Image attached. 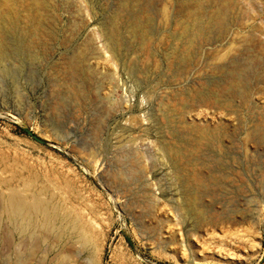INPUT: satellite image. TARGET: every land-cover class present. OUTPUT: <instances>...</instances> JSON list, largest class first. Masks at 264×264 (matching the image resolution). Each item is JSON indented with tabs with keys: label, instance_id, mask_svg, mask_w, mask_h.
<instances>
[{
	"label": "rangeland",
	"instance_id": "rangeland-1",
	"mask_svg": "<svg viewBox=\"0 0 264 264\" xmlns=\"http://www.w3.org/2000/svg\"><path fill=\"white\" fill-rule=\"evenodd\" d=\"M45 1L32 58L0 65V264H264V0L200 37L185 0ZM38 190L60 218L19 233L3 197Z\"/></svg>",
	"mask_w": 264,
	"mask_h": 264
},
{
	"label": "bare ground",
	"instance_id": "bare-ground-1",
	"mask_svg": "<svg viewBox=\"0 0 264 264\" xmlns=\"http://www.w3.org/2000/svg\"><path fill=\"white\" fill-rule=\"evenodd\" d=\"M28 1L30 6H27L26 4L27 7L25 9L30 12L29 18L30 22L32 23V25L30 24L32 27L29 26L26 30V34L24 35L21 33L22 30L18 25V20L21 15L19 16L18 10H16L14 7L16 1L0 0L1 66L2 63L5 64V61L9 58H17L20 56L32 58L33 56L31 48L34 42L31 39L33 36H36V30L37 32L39 31L38 29H40V26L42 25V20L49 6L45 0ZM149 1L151 2V0ZM181 6L186 17H189L194 22L192 29H187L186 36L191 37L192 33L194 34L193 36H205L208 33V30H210L212 27L219 32L228 31L229 22L227 19V14L231 6H233L232 0H185L182 1ZM204 17L207 19L202 20ZM130 25L132 27L131 29H134L137 35L144 33V24L139 23L136 21V19H133ZM110 30V47L112 48V45L116 46L119 43L117 36L112 39V22ZM44 31L51 35L52 31H50V29H45ZM113 31H115V26L113 27ZM7 34L10 35V38H6ZM87 48H89V46ZM34 56L36 57V55ZM83 61V56H81L80 53L76 55L71 61H69V63H67L68 73L80 80V82H77L78 87L74 91L76 96L79 95L81 97H83L85 92L88 91V77L85 75V68L82 66ZM231 64L233 65L231 70H228L230 73H228L229 76L227 78H229L232 83V92H235L244 86L245 80L241 78V75L243 74L242 72H238L244 65L242 64L241 66V63L240 65H236V63L235 65L234 63ZM184 189L185 190L183 193L186 201L185 206L187 204L190 205V203L192 205V202L190 201L191 193L189 192L188 188L185 187ZM42 193H44L43 190L34 191L32 193V201H28L16 193H10L3 197V205L7 213V217L13 221V227L18 230L19 233L25 232L28 230V228L34 226L37 223L38 218L41 216H44L48 221L50 220L52 222H56L57 219L60 218L58 214V207L53 203L52 200H45L41 198ZM62 216H64L63 219L71 221L74 229L80 230L78 221L74 219L68 212L65 211Z\"/></svg>",
	"mask_w": 264,
	"mask_h": 264
}]
</instances>
